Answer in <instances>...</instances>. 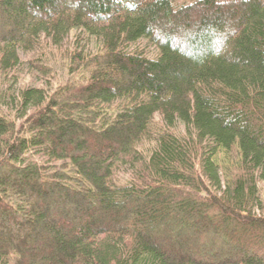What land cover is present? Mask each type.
I'll return each instance as SVG.
<instances>
[{"label":"trees","instance_id":"1","mask_svg":"<svg viewBox=\"0 0 264 264\" xmlns=\"http://www.w3.org/2000/svg\"><path fill=\"white\" fill-rule=\"evenodd\" d=\"M0 27V264H264V0H0Z\"/></svg>","mask_w":264,"mask_h":264},{"label":"rangeland","instance_id":"2","mask_svg":"<svg viewBox=\"0 0 264 264\" xmlns=\"http://www.w3.org/2000/svg\"><path fill=\"white\" fill-rule=\"evenodd\" d=\"M176 1V5L178 7H184V6H189L194 4L196 1L198 0H175ZM201 14H199L200 16ZM202 17L200 16V18L196 19V22L201 21ZM8 24H6L5 26H7ZM4 26V27H5ZM6 30H9V28ZM0 31H3L2 27H0ZM78 35H74V40H78V44L82 47L85 48L86 50H88L89 52H95L97 51V47H98V43L95 39H93L92 37H90L87 34H81L80 37L78 39H76ZM185 37H181V39L183 40ZM184 41V40H183ZM131 50L133 52H141V53H146L148 57H150L151 59H159L162 55V51L161 49L154 45L153 43H151V41L145 39L142 40L140 43L135 44ZM23 57L24 59L29 62L32 60L33 55H27L25 53H23ZM60 73H62V76L64 77L65 80L69 79V75L68 72H63V71H59ZM31 81V80H29ZM31 82L28 83V85H30ZM24 85V84H23ZM22 87V86H19ZM159 120L161 121L162 118L159 117ZM186 125L184 123H181L180 125V132L184 133L186 132ZM238 146L241 150V164L247 163V162H253L255 164H257L258 166H260L261 170H262V176H261V182L262 185L264 186V152L260 151L259 148L250 142H245L243 140H239L238 141ZM218 164L222 170V174L225 178L229 179L230 176L232 175V173L236 170V167H238V163L236 161H234V159H232V157L226 153V151H223L220 156L217 159ZM131 177V172L129 168H126L124 171H122L121 173L118 174L117 177V181L120 183V185H124L127 184L129 179ZM69 220H64V226L69 225ZM53 242L50 241L48 243V247H50V249H52L51 253H54L55 251V245Z\"/></svg>","mask_w":264,"mask_h":264}]
</instances>
